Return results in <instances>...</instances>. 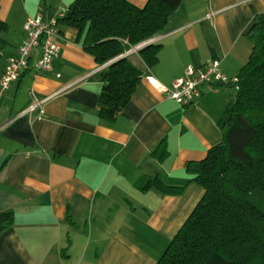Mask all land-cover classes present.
I'll return each mask as SVG.
<instances>
[{"label": "crops", "instance_id": "obj_1", "mask_svg": "<svg viewBox=\"0 0 264 264\" xmlns=\"http://www.w3.org/2000/svg\"><path fill=\"white\" fill-rule=\"evenodd\" d=\"M74 2L0 0L9 26L0 81L27 19L60 18ZM262 13L264 0H182L166 31L150 40L161 46L154 66L143 63L139 46L126 54L143 78L109 122L99 117L104 66L85 53L76 29L59 27L62 53L52 73L29 69L3 94L0 85V213L14 216L0 232V264H156L204 195L188 166L222 141L218 124L236 91L203 87L182 107L151 79L171 88L189 65L211 59L238 77L253 49L246 32ZM44 99L41 117L27 115ZM154 178L182 193L138 188Z\"/></svg>", "mask_w": 264, "mask_h": 264}, {"label": "trees", "instance_id": "obj_2", "mask_svg": "<svg viewBox=\"0 0 264 264\" xmlns=\"http://www.w3.org/2000/svg\"><path fill=\"white\" fill-rule=\"evenodd\" d=\"M181 3L148 0L138 8L126 0H75L58 18L59 27L76 29L85 53L104 66L97 77L102 120L122 112L143 78L126 54L164 33ZM254 20L246 32L253 49L239 72L240 90L218 124L222 141L203 162L188 166L204 195L156 264H264V13ZM8 29L0 20V60ZM160 47L138 50L148 68L158 61ZM138 188L174 195L183 190L155 178ZM13 223L12 212L0 213V232Z\"/></svg>", "mask_w": 264, "mask_h": 264}, {"label": "built area", "instance_id": "obj_3", "mask_svg": "<svg viewBox=\"0 0 264 264\" xmlns=\"http://www.w3.org/2000/svg\"><path fill=\"white\" fill-rule=\"evenodd\" d=\"M58 24V18L45 21L41 16L30 17L24 24V39L17 49V53L7 58L0 85L1 94L7 91L11 84L20 79L23 73L33 69L39 75H47L54 71V61L62 53V35ZM155 43V40L150 41ZM38 58L35 59L36 52ZM133 52V50L131 51ZM183 77L178 79L171 88L160 85L152 80L155 89L164 93L169 100L172 99L182 107H188L201 97L203 87L220 86L232 88L236 92L240 90L239 77H229L221 69L219 59H211L200 67L189 65ZM59 77V75H57ZM0 94V95H1ZM47 99L36 101L27 108V115L39 112L43 114L41 107Z\"/></svg>", "mask_w": 264, "mask_h": 264}, {"label": "rangeland", "instance_id": "obj_4", "mask_svg": "<svg viewBox=\"0 0 264 264\" xmlns=\"http://www.w3.org/2000/svg\"><path fill=\"white\" fill-rule=\"evenodd\" d=\"M144 44H151V42L148 41V42H146V43H144ZM144 44H142V45H144ZM140 46H141V45H140ZM140 46H139V47H140ZM134 50H136V49H134ZM134 50H133V51H134ZM236 96H237V92H236ZM234 99H235V97H234Z\"/></svg>", "mask_w": 264, "mask_h": 264}, {"label": "water", "instance_id": "obj_5", "mask_svg": "<svg viewBox=\"0 0 264 264\" xmlns=\"http://www.w3.org/2000/svg\"><path fill=\"white\" fill-rule=\"evenodd\" d=\"M148 44H144L142 47H139V49L138 50H142V48H144L145 46H147ZM137 50V51H138Z\"/></svg>", "mask_w": 264, "mask_h": 264}]
</instances>
